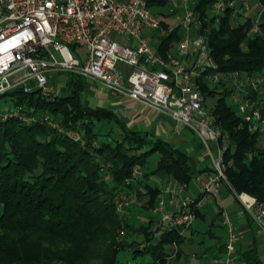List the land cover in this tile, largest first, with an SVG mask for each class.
Instances as JSON below:
<instances>
[{"label": "trees", "instance_id": "1", "mask_svg": "<svg viewBox=\"0 0 264 264\" xmlns=\"http://www.w3.org/2000/svg\"><path fill=\"white\" fill-rule=\"evenodd\" d=\"M166 1L149 0V7L160 13ZM258 1L264 6V0ZM212 2L195 0L194 8L202 19L201 31L211 24L208 41L218 68L264 72V35L247 33L248 17L231 25L230 11L219 17L216 27L214 18L203 21ZM162 25H166L164 21ZM180 35L175 29L161 36L159 52ZM83 85L81 75L67 72L66 92L52 99L47 100L37 89L24 93L15 88L5 93H21L15 105L22 104L26 113L31 108L37 113L47 111L59 127L26 123L18 116L0 122V264H129L148 254L149 260H139L142 264H177L185 237L174 229H152L154 219L145 213L155 205L159 188L146 178L164 171L176 182L188 183L197 170L188 154L168 141L128 129L110 111L85 109ZM200 89L203 94L215 92L205 84ZM216 104L213 112L229 140L227 179L235 191L264 202V138L249 131L225 94ZM67 131L79 133L80 138L74 139ZM133 167H139L142 175L126 184ZM119 191L136 194L138 205L133 208L144 214L142 219L116 210L114 196ZM195 214L199 216L200 210ZM239 241L236 255L240 264H262L256 235L251 234L244 248ZM173 242L177 251L170 256ZM124 249L132 256L120 262L117 255ZM223 251L224 243L216 256Z\"/></svg>", "mask_w": 264, "mask_h": 264}, {"label": "built area", "instance_id": "2", "mask_svg": "<svg viewBox=\"0 0 264 264\" xmlns=\"http://www.w3.org/2000/svg\"><path fill=\"white\" fill-rule=\"evenodd\" d=\"M249 2L213 0L210 15L203 21L209 23V18H214L218 22L230 11L232 24L238 25L239 19L248 17L247 33L256 35L261 32L264 6L259 4L251 13ZM165 6L175 21L171 26L162 25L149 0H0V95L15 88L24 93L37 89L44 98L52 99L59 93L50 84V74L66 70L93 78L112 92L166 113L197 135L210 165L195 175L197 195L185 194V183L165 189L167 198H159L151 207V213L158 216L152 229H174L184 235L196 218L195 211L207 203L219 204L220 192L226 186L249 213L264 249V202L235 191L228 181V144L200 89L204 84L216 87L249 131L264 138V72L220 70L211 55L208 30L201 31L195 0H167ZM175 29L181 34L176 44L165 53L153 47L152 33L147 31L163 36ZM113 34L125 36L126 42H119ZM80 48L84 54L77 51ZM23 107L0 110V122L18 116L26 123L38 121L59 127L47 111L37 113L31 108L26 113ZM67 134L80 138L74 131ZM141 175L142 170L133 167L125 183ZM136 202L133 191H119L114 196L115 208L121 214ZM221 214L226 231L224 251L212 258V264H236L240 233L228 212L223 210ZM171 248L173 256L177 244L173 242ZM129 264L142 262L131 260Z\"/></svg>", "mask_w": 264, "mask_h": 264}, {"label": "crops", "instance_id": "3", "mask_svg": "<svg viewBox=\"0 0 264 264\" xmlns=\"http://www.w3.org/2000/svg\"><path fill=\"white\" fill-rule=\"evenodd\" d=\"M147 32L152 33V41L153 37H157V43H160L161 35L159 33L151 30ZM157 43L156 45L152 44L156 49H158ZM77 51L82 54L85 53L80 49ZM67 72L66 70L52 72L49 77V80L57 86L62 85L60 89H57L60 95L66 92ZM82 77L84 85L81 91V100L85 109L110 111L128 129L140 133L149 132L168 141L173 147L188 154L189 163L197 170V173L209 168L210 159L203 145L199 140L195 142L184 133V131L191 132L186 126L176 122L162 111H157L127 95L112 92L93 78ZM115 129L117 130L116 127ZM195 175L192 180L185 183L187 184L185 194H198ZM146 181L151 185L158 186L157 200L161 197L167 198L165 189L175 188L182 184L173 180L164 171L151 174L146 178ZM230 190L224 186L219 195V204L211 202L199 209V216L195 218L190 228L184 233L185 241L181 246V255L177 264H212V258L218 254L226 237L221 214L223 210L228 212L230 219L239 231V242H241L242 248L252 233L256 235L260 246L262 264H264L262 237L256 231L249 213ZM136 204L138 205V199ZM147 215L154 219L155 225L158 216L151 213V208L146 211L145 216ZM236 264H240L238 259Z\"/></svg>", "mask_w": 264, "mask_h": 264}, {"label": "rangeland", "instance_id": "4", "mask_svg": "<svg viewBox=\"0 0 264 264\" xmlns=\"http://www.w3.org/2000/svg\"><path fill=\"white\" fill-rule=\"evenodd\" d=\"M249 4H250V9H249V11L251 12V13H254L257 9H258V7H259V1L258 0H250V2H249ZM151 9H152V7H151ZM153 10V9H152ZM158 11H161L160 13L159 12H157V11H155L154 10V13H156V14H158L159 15V17L165 22V24H167V25H172L173 23H175V21H174V19H173V16H172V14H170L169 12H168V10H167V7L166 6H163V7H160L159 8V10ZM247 12L248 14L250 13V12ZM209 12V11H208ZM229 14H230V20L232 19V16H231V13L229 12ZM208 15H210V12L208 13ZM223 16V15H222ZM207 17H209V16H207ZM245 20H246V18H242V19H240V23H243V22H245ZM212 24H214V26L216 27L217 26V22H215V21H213V23ZM211 25V24H210ZM210 25L209 24H206L205 25V29H209L210 28ZM231 25H234V24H232L231 23ZM258 34H263L264 35V29L262 28L261 29V32L260 33H258ZM253 36V35H252ZM112 37L113 38H115L116 40H118L119 42H121V43H125L126 42V38H125V36H123V35H116V34H113L112 35ZM177 41H178V39H174L173 41H171V43H170V45L172 46V45H174V44H176L177 43ZM151 43L153 44V45H156V43H157V37H153V41L151 40ZM159 45V42L157 43V46ZM170 45H169V48H170ZM169 48H167V49H169ZM81 49V51H83L84 52V50H83V48H80ZM166 49V50H167ZM165 50V51H166ZM54 51V54H55V56H56V58H58V59H61V56L59 55V53L57 52V51H55V50H53ZM165 51L163 50V53H165ZM68 72H70V71H68ZM65 80V79H64ZM50 84L52 85V87L55 89V90H57V89H60V87H62V85H56L54 82H52V81H50ZM65 84V83H64ZM213 89L215 90V92L213 93V95L211 94V95H209V94H207V92L206 93H204V98H205V105L207 106V108H209V109H211V110H213V111H215V108H216V100H217V98L220 96V93L218 92V91H216V87H213ZM21 96L22 94L21 93H14V94H10V95H8V94H3V95H0V110H8V109H12V110H15L16 108H17V105H15V100L17 99V97L18 96ZM214 113V115H215V112H213ZM215 117H216V115H215ZM217 118V117H216ZM219 122V121H218ZM220 123V122H219ZM221 125V124H220ZM192 132V131H191ZM191 132H187V131H184V133L185 134H187L192 140H194L195 142L197 141V140H199L198 139V137H197V135L195 134V133H191ZM224 136H225V140H226V143L227 144H229V140H228V138H227V135H226V133L224 132ZM262 142V139H260L259 140V143H261ZM152 159H155V157H152ZM239 192H244V191H239ZM133 206H137V204L135 203V204H132V205H130V210L128 211V210H126L124 213H122L123 215H128V216H131L132 217V219H139L140 217H143L144 216V214L142 213V212H140V213H137L136 212V210L133 208ZM136 213H137V215H136ZM146 214V213H145ZM140 219H142V218H140ZM187 232V231H186ZM185 232V233H186ZM131 256H132V253L131 252H129L128 250H126V249H124V250H120L119 252H118V255H117V257H118V260L120 261V262H125L127 259H131ZM140 259H145V261H147V260H149L150 259V255L148 254V255H146L145 257H137L136 259H134V261H139ZM57 263H60V262H57ZM50 264H55L54 262H52V263H50Z\"/></svg>", "mask_w": 264, "mask_h": 264}]
</instances>
